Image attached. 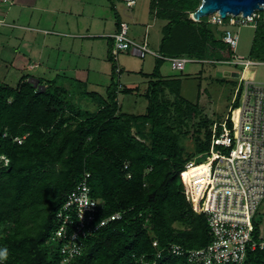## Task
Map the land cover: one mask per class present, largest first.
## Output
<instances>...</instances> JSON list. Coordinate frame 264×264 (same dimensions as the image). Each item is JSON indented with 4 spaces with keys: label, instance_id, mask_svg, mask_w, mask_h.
Wrapping results in <instances>:
<instances>
[{
    "label": "trees",
    "instance_id": "obj_1",
    "mask_svg": "<svg viewBox=\"0 0 264 264\" xmlns=\"http://www.w3.org/2000/svg\"><path fill=\"white\" fill-rule=\"evenodd\" d=\"M200 4L152 0L151 12L165 22L160 55L206 60L210 49H224L223 33L208 17L190 19ZM251 57L264 63L261 20ZM158 69L146 76L147 108L140 116L120 112L118 95L134 91L118 90L115 75L106 101H97L94 112L81 109L57 81L35 86L24 76L14 88L0 83V248L8 249L3 264H58L49 241L54 216L86 174L102 206L100 218L123 217L87 239L77 264H136L135 257L155 258L158 250L163 253L157 264H184L167 252L169 245L194 250L210 244L206 217L193 211L186 193L184 167L208 152L211 127L219 121L182 132L185 118L195 117L199 107L181 97L178 80H159ZM187 140L195 143L193 153ZM252 240L262 241L254 220ZM246 264H264V251L248 252Z\"/></svg>",
    "mask_w": 264,
    "mask_h": 264
},
{
    "label": "built area",
    "instance_id": "obj_2",
    "mask_svg": "<svg viewBox=\"0 0 264 264\" xmlns=\"http://www.w3.org/2000/svg\"><path fill=\"white\" fill-rule=\"evenodd\" d=\"M132 7L134 2L126 3ZM0 5H11L9 0H0ZM214 26H221L228 19L230 26H249L256 29L257 23L264 22V10L255 11L244 17L227 15L222 19L218 12L208 16ZM191 19V15H190ZM230 52L238 44V36L226 31L221 37ZM136 48L140 53H150L154 57L169 63L172 71L182 72L186 64L210 63L186 57L167 58L148 50L147 41L137 45L128 39V25L120 23L113 36L110 56L116 63L121 52ZM243 67V71L255 65L243 58L233 62ZM114 71L118 90L122 89L120 77L122 70ZM227 115L222 122L211 127L210 147L207 153L194 157L185 164L186 193L193 211L204 215L212 240L201 249L187 250L171 244L166 250L177 258L184 259V264H246L248 252L256 249L264 251V241L252 240L253 220L257 208L264 202V85L238 76ZM18 143L21 141L15 139ZM205 160L199 166V159ZM206 165L207 183L204 188L197 181L193 172ZM127 164L124 169H127ZM90 175L83 179L69 192L62 207L55 213V229L49 241L55 249L58 264H77L82 255L85 242L100 230L120 221L122 213H115L100 218L101 204L91 195L88 184ZM195 177V178H194ZM127 178H130L128 175ZM202 191V192H201ZM157 247V241L152 243ZM163 250H158L156 257L142 255L135 257L136 264H157Z\"/></svg>",
    "mask_w": 264,
    "mask_h": 264
},
{
    "label": "crops",
    "instance_id": "obj_3",
    "mask_svg": "<svg viewBox=\"0 0 264 264\" xmlns=\"http://www.w3.org/2000/svg\"><path fill=\"white\" fill-rule=\"evenodd\" d=\"M9 1V6L0 5V76H17L19 79L29 76L38 83L57 81L67 90L78 85L83 96L95 95L94 98H84L91 102L88 111H96L97 101H106L112 88L115 64L112 63L110 49L113 36L120 23L127 24L113 13L118 11V5L124 1ZM134 5L135 2L132 7ZM109 12H113L112 16L108 15ZM20 16L23 21L19 20ZM145 26L148 28L151 24ZM162 28L161 38L153 44L158 50ZM132 42L136 44L134 39ZM133 50L135 54L142 55L136 49ZM148 50L157 54L149 49V44ZM118 68L123 69L120 66ZM158 70L159 80H168ZM0 81L7 85L5 80ZM19 82L16 80L15 83L18 85ZM149 84L150 81L147 82L144 95ZM124 88L142 95L134 84Z\"/></svg>",
    "mask_w": 264,
    "mask_h": 264
},
{
    "label": "rangeland",
    "instance_id": "obj_4",
    "mask_svg": "<svg viewBox=\"0 0 264 264\" xmlns=\"http://www.w3.org/2000/svg\"><path fill=\"white\" fill-rule=\"evenodd\" d=\"M151 6L152 0H136L135 5L131 8H128L124 2L118 5V11L115 14L112 13L119 17V20L127 22L129 26L128 39H134L138 45H142L143 41L146 40L149 49L160 54L153 44L161 38L160 31L165 22L151 14ZM112 13L109 12L108 15L112 16ZM19 20L23 21L21 16ZM144 24H151V26L146 28ZM216 27L217 33L230 31L237 34L238 44L234 52H230L227 46H224L222 51L210 49L205 60L210 63L186 64L182 72L172 71L168 62L160 60L149 53L135 54L133 49L136 48L133 47L121 52L116 63L112 61L113 64L123 68L119 81L120 85L131 87L134 84L139 88V93L142 95L120 93L118 95L120 112L134 116L145 114L147 100L144 98V93L147 82L150 81L145 75H151L157 65L161 75L165 78L170 81H179L181 97L199 107L195 117L190 118V116H187L185 118L187 127H183L181 130L189 134L197 130L201 122L223 121L230 107L237 83L234 74L245 76L247 80L264 85V63L254 62L251 57L255 30L249 26H230L227 23ZM238 57L256 64L243 71V67L233 63ZM21 78L19 79L17 76H0V80H5V84H9L8 86L11 87H15L17 85L16 80L20 81ZM71 92L75 103L81 109L90 110L89 104L91 102L84 98L78 85H73ZM168 98L172 100L174 97L168 95ZM185 145L189 153L194 152L195 143L193 141L187 140ZM204 160L205 157L199 159L197 165L202 164ZM254 221L258 224L264 241V202L257 208Z\"/></svg>",
    "mask_w": 264,
    "mask_h": 264
},
{
    "label": "water",
    "instance_id": "obj_5",
    "mask_svg": "<svg viewBox=\"0 0 264 264\" xmlns=\"http://www.w3.org/2000/svg\"><path fill=\"white\" fill-rule=\"evenodd\" d=\"M125 3L135 2L136 0H123ZM264 10V0H201V4L198 9L191 14V19L194 22H199L202 18L218 12L222 19L226 16H239L244 17L251 16L255 11ZM237 77V74H234ZM38 82L35 81V86Z\"/></svg>",
    "mask_w": 264,
    "mask_h": 264
},
{
    "label": "bare ground",
    "instance_id": "obj_6",
    "mask_svg": "<svg viewBox=\"0 0 264 264\" xmlns=\"http://www.w3.org/2000/svg\"><path fill=\"white\" fill-rule=\"evenodd\" d=\"M207 168L208 167L206 165H202V166L198 167V169H196L193 172V174L196 175L197 181H200L201 182L202 188H204L205 185H206V183H207V179H206Z\"/></svg>",
    "mask_w": 264,
    "mask_h": 264
},
{
    "label": "clouds",
    "instance_id": "obj_7",
    "mask_svg": "<svg viewBox=\"0 0 264 264\" xmlns=\"http://www.w3.org/2000/svg\"><path fill=\"white\" fill-rule=\"evenodd\" d=\"M8 258V249L7 248H0V264Z\"/></svg>",
    "mask_w": 264,
    "mask_h": 264
}]
</instances>
